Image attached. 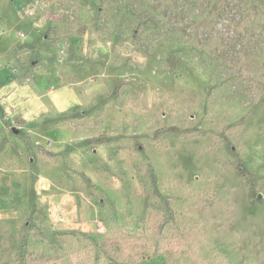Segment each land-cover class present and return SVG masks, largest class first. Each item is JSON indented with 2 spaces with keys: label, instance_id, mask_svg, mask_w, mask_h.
<instances>
[{
  "label": "rangeland",
  "instance_id": "1",
  "mask_svg": "<svg viewBox=\"0 0 264 264\" xmlns=\"http://www.w3.org/2000/svg\"><path fill=\"white\" fill-rule=\"evenodd\" d=\"M0 15V264H264V0Z\"/></svg>",
  "mask_w": 264,
  "mask_h": 264
},
{
  "label": "crops",
  "instance_id": "2",
  "mask_svg": "<svg viewBox=\"0 0 264 264\" xmlns=\"http://www.w3.org/2000/svg\"><path fill=\"white\" fill-rule=\"evenodd\" d=\"M4 16H6V14H4ZM4 16L0 15V41L4 42V43H9L8 37L5 34L6 30L4 29L5 26H8L7 25L8 22L6 20V17H4ZM10 44H12L11 41H10ZM12 52H15V51H12ZM12 52H0V62H1L2 58L8 56V54H12ZM18 52L21 55L28 53V51L27 52L26 51H18ZM6 71H9V67L7 65L0 64V96H3V94L5 95V92L7 89H11V90L16 89V90H14L13 93H10L11 96H9L8 99H11L12 97H14L15 93H17V92H20L23 90L28 91V89L31 90L32 87L29 84H25L26 83L25 79H27L28 75L26 77H24V76L18 77V78L14 77L13 81L11 80V81H9V83L5 84L4 83L5 80H3V79H5L4 73ZM20 76H22V75L20 74ZM20 81H23L22 84L20 83ZM53 92H54V89L49 88L48 93L54 94ZM38 93H39V91H38ZM37 97H40V96H38V94H36V91L34 90L32 95H30L28 98H25L23 101L17 102L18 107L15 108V112L13 110H11V114H13V115H14V113L18 114L20 116V118L23 120V123H25V125H27V126H29L30 124L34 125V123H37V125L40 124V123H38L37 120L39 119V116L41 114H43L45 108H44V103L37 101V99H38ZM4 101H5V99H0V102L3 103V105H5ZM56 101L57 100H55V102ZM53 104L54 103L52 102V105ZM4 109H6V112L8 111L6 106ZM6 112H5V114H6ZM5 114L3 117H6ZM1 117H2V115L0 114V119H1Z\"/></svg>",
  "mask_w": 264,
  "mask_h": 264
}]
</instances>
